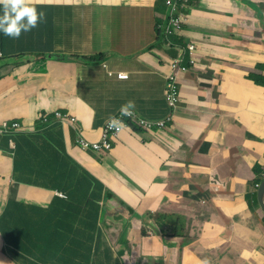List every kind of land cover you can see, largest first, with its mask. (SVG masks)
<instances>
[{"label":"crops","instance_id":"obj_1","mask_svg":"<svg viewBox=\"0 0 264 264\" xmlns=\"http://www.w3.org/2000/svg\"><path fill=\"white\" fill-rule=\"evenodd\" d=\"M258 2L239 8L238 0H191L181 35L166 38L165 29V40L159 27L166 0H42L36 7L46 17L37 27L18 39L0 32V44L8 39L14 52L8 58L40 54L0 67L11 80L0 92V125L21 123L10 136L0 134V264L32 252L42 264H135L139 257L175 264L179 254L184 264H264L256 188L264 173V0ZM254 10L259 39L252 31L255 41H248L243 16ZM189 43L197 47L196 65L179 77L180 103L165 129H124L99 153L77 145L80 135L98 140L128 101L142 116L164 118L168 110L149 114L164 107L169 63L187 60ZM57 111L76 116V125L58 121ZM136 213L169 214L167 224L183 231L174 241L227 237L169 252L157 235H142ZM128 229L120 241L127 251H115L113 241Z\"/></svg>","mask_w":264,"mask_h":264},{"label":"built area","instance_id":"obj_2","mask_svg":"<svg viewBox=\"0 0 264 264\" xmlns=\"http://www.w3.org/2000/svg\"><path fill=\"white\" fill-rule=\"evenodd\" d=\"M168 5V11L170 12L168 24L166 27V35L169 37H175L181 35L183 25L187 21L188 10L191 7V0H166ZM196 45L194 43L187 44L188 58L187 60L182 57L173 59L169 63V71L165 76V88H164V99L168 106L169 112L162 119H150L148 117L142 116L134 108L131 109L132 115H121V109H119L111 117H116L122 124L117 127H109L108 121L106 120L103 128L101 129V136L98 140H91L82 135L77 138V145L89 152L99 153L102 150H111L113 146V141L116 139L122 130L132 129L135 125L146 133H150L154 130H163L167 127V124L172 122L176 111L180 103V85L179 77L180 75L187 73L194 64V51L196 50ZM0 56H3V51L0 49ZM108 74L117 75L119 78L126 79L129 77L128 72L125 71H113L107 69ZM56 119L62 122H69L74 125L77 121L76 116L72 114H62L61 111L55 112ZM41 120L43 124L48 123L50 120L46 116H42ZM21 127V123L17 120H4L0 125V134L9 135ZM264 178V173H263ZM259 184L256 185L258 188ZM58 195L66 197L63 192H56Z\"/></svg>","mask_w":264,"mask_h":264},{"label":"water","instance_id":"obj_3","mask_svg":"<svg viewBox=\"0 0 264 264\" xmlns=\"http://www.w3.org/2000/svg\"><path fill=\"white\" fill-rule=\"evenodd\" d=\"M239 4V8L241 7H245L246 4H251L253 7H258L256 5H254L253 3H259L258 0H238ZM256 10V9H255ZM254 10V13H246L243 18H247L248 21H247V27H248V35L246 37L249 36V34L254 31V34L255 35V38L256 40H258V36L257 34L259 33L258 31V28L256 26V11ZM169 15H170V12L167 11L166 13V16H165V19L161 25V33H160V39L163 40L165 39V29L167 27V24H168V19H169ZM239 21V20H238ZM241 28H246V27H243V26H239ZM239 31H244V29H240L239 28ZM255 38H251V36H249L247 38L248 41H255ZM248 45H251V42H248L247 43ZM246 43H242V44H239L240 46L238 47H241V48H245L247 46ZM237 44H235L233 47H236ZM30 55H33L35 57H38L40 54L39 53H31V52H25V53H21V54H18L17 56L13 57V58H8L7 56H4L2 58H0V66L4 63V62H9V63H12L14 61H18L19 59H22V58H27L28 56ZM42 56L45 55L44 53L41 54ZM61 60H65V61H70V60H73L75 58V56L73 55H65V56H61L60 57ZM203 134L204 132L200 135V137L198 138V140L196 141V143L194 144V146L192 147L187 159H186V163H189L190 160L192 159V156L194 155L197 147L199 146V144L201 143V141L203 140ZM221 154L224 156V157H227L229 156V151L228 150H223L221 152ZM194 185L196 186L197 190L200 192V194L204 197V199L209 203V205L212 207H214L213 209L224 219L227 221V225L229 227V220L227 219V217L225 216V214L222 212V210L220 209L219 205L214 201V199L204 190V188L197 184V183H194ZM257 197H258V202H259V205L261 207V210L262 212L264 213V178L263 180L260 182L259 186H258V190H257ZM137 216L139 217L140 221L142 222V225L144 227H147L149 229H145V228H142V235L145 236L147 232H151L152 234H155L158 236V238L162 241V243L164 244V246H166L167 250L169 252H172L173 248L177 247V248H186V247H195L196 245H207V244H215L217 243L218 241L220 240H223L224 238L227 237V234H224V235H218V236H215V237H206V238H203V239H198L196 241H192L191 242V239L188 237L186 239H184V242H179V241H174L173 240V237L171 236H167L164 234V231L165 229L163 228V232L160 230V226L158 225L157 228L156 226L155 227H149L148 224L150 223L151 221V216H149L148 213L146 214H138L136 213ZM162 226V225H161ZM123 227V225H122ZM130 229L128 230H122V236L124 237L125 235H127V231L129 232ZM119 249H123L125 251H127V245L124 244V245H119L117 247V250ZM136 255V254H135ZM135 264H154V260L150 259V260H144L142 258H138L137 261L135 262ZM175 264H184V262L182 261V255L179 254V261H177Z\"/></svg>","mask_w":264,"mask_h":264},{"label":"clouds","instance_id":"obj_4","mask_svg":"<svg viewBox=\"0 0 264 264\" xmlns=\"http://www.w3.org/2000/svg\"><path fill=\"white\" fill-rule=\"evenodd\" d=\"M41 2L42 0H0V32L10 38L18 39L22 32H30L37 27L46 17V13L36 7ZM65 2L79 3V0H65ZM112 2L116 3L118 0H112ZM132 108H134V102L128 101L121 106V115L131 116ZM121 124L122 121L116 117L109 118V127L118 129ZM200 264H209V262L205 259Z\"/></svg>","mask_w":264,"mask_h":264},{"label":"rangeland","instance_id":"obj_5","mask_svg":"<svg viewBox=\"0 0 264 264\" xmlns=\"http://www.w3.org/2000/svg\"><path fill=\"white\" fill-rule=\"evenodd\" d=\"M51 15H52V12L49 14V16H51ZM36 52H39V51H36ZM16 55H18V54H15L12 57H15ZM47 55H48V57H51L50 54H47ZM61 56L62 55H58V57H61ZM63 56H65V55H63ZM6 64H8V63H5L4 65H6ZM4 65H2V66H4ZM10 81H11L10 75H5V76L0 75V92L3 90L4 86L6 84H8ZM169 219H170L169 214H164V213H158V215L153 214L151 221L148 224V226L149 227H155L156 226V228H157L158 225H166V223L168 222ZM142 227L145 229H149L147 227H144L143 225H142ZM122 239H123V236H121L118 241L117 240L113 241V243H115V245H114L115 251L117 250V247L119 245H121L120 241ZM4 253H7V252L4 250ZM4 253L1 250V256L5 259ZM16 258L19 260V261H15L17 264H42V257H40L39 255H37L34 252H32L29 255H25V256H20V257L17 256Z\"/></svg>","mask_w":264,"mask_h":264},{"label":"trees","instance_id":"obj_6","mask_svg":"<svg viewBox=\"0 0 264 264\" xmlns=\"http://www.w3.org/2000/svg\"><path fill=\"white\" fill-rule=\"evenodd\" d=\"M169 10V9H168ZM165 19V18H164ZM164 21V20H163ZM163 21L161 22V24L163 23ZM159 28H161V25H160V27ZM160 31H161V29H160ZM0 36H1V34H0ZM166 38H168V37H166ZM171 39V38H170ZM172 39H173V37H172ZM171 39V40H172ZM165 40V39H164ZM8 41V39H6V38H4V43H2V44H0V48L3 50V52H4V55L3 56H0V58H2V57H4V56H11V55H13V53L14 52H12V51H9V50H7V44H6V42ZM55 56L56 57H58V55H56L55 54ZM11 58H13V57H11ZM58 58H60V57H58ZM61 59V58H60ZM6 63V62H5ZM2 65H4V63L2 64ZM2 65L0 66V67H2ZM117 77V76H116ZM118 78V77H117ZM129 78V77H128ZM128 78H126V79H128ZM119 79H122V78H119ZM164 104V107L163 108H161V111L160 112H158V113H155V114H149L150 115V117H157V118H159V117H163L166 113H167V110H168V106H167V104H166V102L165 103H163ZM169 111V110H168ZM143 112V111H142ZM116 113V112H115ZM114 113V114H115ZM112 116V115H111ZM134 128V130H141L140 128H138V127H136L135 125L132 127V129ZM131 130V129H130ZM8 136H10V134L8 135ZM1 137V136H0ZM262 180V179H261ZM260 182L261 181H259V182H257V183H259L260 184ZM56 191H59V192H62V190H56ZM63 193H65V192H63ZM149 216H151V215H149ZM152 217V216H151ZM160 226V230L163 232V228L165 229V231H164V234L165 235H167V236H178V237H182L183 238V236H180V235H175L176 233V231L178 230V232H179V234H181L183 231H182V229H180V226H179V223H173V224H167L166 223V225H159Z\"/></svg>","mask_w":264,"mask_h":264}]
</instances>
